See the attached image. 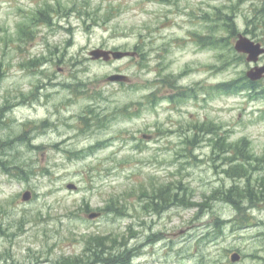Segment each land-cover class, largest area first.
Instances as JSON below:
<instances>
[{
	"label": "rangeland",
	"instance_id": "1",
	"mask_svg": "<svg viewBox=\"0 0 264 264\" xmlns=\"http://www.w3.org/2000/svg\"><path fill=\"white\" fill-rule=\"evenodd\" d=\"M240 33L264 44V0H0V264H93L99 236L100 256L127 248V264H264V201L221 197L245 182L235 145L253 189L264 182V94L217 88L253 66L233 59ZM97 47L146 64L93 61ZM166 75L187 96L149 102Z\"/></svg>",
	"mask_w": 264,
	"mask_h": 264
},
{
	"label": "trees",
	"instance_id": "2",
	"mask_svg": "<svg viewBox=\"0 0 264 264\" xmlns=\"http://www.w3.org/2000/svg\"><path fill=\"white\" fill-rule=\"evenodd\" d=\"M223 17H222V25L224 27V29L227 30V33L230 35V38H234L235 36H237L238 34V30L236 28L237 24L236 21L234 19V16L231 13H225L222 12ZM39 18L43 21L44 24L47 23H51L52 18L49 14H47V12H40L39 13ZM199 42L197 40V42L199 44H201L203 47L209 46L211 44H218V42L223 45L226 46L228 48L231 47L232 40H227L226 43L225 42H220V40L218 38H216V34L214 35H210V34H204L203 38L201 36H199ZM225 38V36H222V39ZM229 38V39H230ZM234 48V47H233ZM138 49V48H137ZM139 50V49H138ZM163 52L167 51L168 48L167 47H163V49H161ZM141 58L143 59V64H146V57H145V53H141ZM233 59L242 61L245 59V56L243 54L240 53H235L233 56ZM35 63V62H32ZM36 65V64H34ZM171 76L166 75V76H162L161 80H160V91L156 92V94L153 92V94H149L147 96V100L150 102H155L157 99H159V97L157 96V94L159 93H163L164 90H167L168 86H170V89H176L180 94L181 97L187 96V89L184 88V86H179L177 87L175 85V80L172 79L171 80ZM261 81H257V82H252L250 81L246 75H243L237 79H233L230 80L228 82H224L221 83L220 85L217 86V88L219 87L220 90H223L224 92H229V93H237L243 90H247L250 93H256V94H264V87L261 88L260 86ZM191 89V88H190ZM189 90V89H188ZM172 91V90H171ZM177 91H173L174 93ZM185 93V94H184ZM164 94V93H163ZM164 95L170 96L171 93L170 92H165ZM3 143H0V148H2ZM231 154L235 153L237 155V159H243V161L241 160L240 164H236V169H234V171H231L232 173H234L236 176L245 179L244 185L242 187H236V184L230 189V191H228L227 194L221 196L222 199H224L225 201L230 202L232 205H234L237 209L242 210L243 209V203L247 202L248 204L251 203H255L258 201H264V182L262 184H260L259 188L257 189V191H255L253 189V186L250 183V180H248V168H246L244 163H251L250 161V156L249 153L247 152V150L245 149V144H239V145H235L233 150H228ZM9 165L5 166L6 164H2L4 169L6 170V172H9L10 170H20L23 173H25V169L23 167H20L18 165H14L11 161L8 162ZM162 195L164 197H166L167 195L169 196V192L167 190H163ZM166 195V196H165ZM170 197V196H169ZM172 197V201H181L184 202L183 197H180L177 193H174ZM170 200V199H169ZM115 202H112V204ZM166 204L169 203L168 201L165 202ZM154 206H156L155 210L159 211L161 207H163V203L161 202H153L152 203ZM165 204V205H166ZM116 205V204H115ZM164 205V207H165ZM117 209L119 206H116ZM162 211V210H161ZM160 212V211H159ZM218 224H219V220ZM97 247L91 251H93L95 253V255H99L97 256L100 257V255H102L103 253H106L107 248L105 245V240L102 237H96L94 238ZM93 245V244H92ZM118 252L120 253L119 255L115 256V258L113 260H108L109 263H116V264H127L129 263V257H132V254H129L128 249L124 248V249H119ZM96 259V258H95Z\"/></svg>",
	"mask_w": 264,
	"mask_h": 264
},
{
	"label": "water",
	"instance_id": "3",
	"mask_svg": "<svg viewBox=\"0 0 264 264\" xmlns=\"http://www.w3.org/2000/svg\"><path fill=\"white\" fill-rule=\"evenodd\" d=\"M235 49L240 52L247 54V61L257 63L262 54H264V47L261 43L255 42L247 36L240 35L239 39L236 41ZM91 56L93 59H104L105 61H109L111 57L114 59H121L129 55H134V53L129 51H114V50H106L102 48H97L91 51ZM248 78L253 81L260 80L264 77V65H256L252 67L247 72ZM111 81H124L127 80V77L123 74H115L109 78ZM70 188L75 189L76 185H70ZM32 198V192L26 191L22 196L23 201H29ZM100 213H91L89 214V218L94 219L97 218ZM241 259L239 253H234L231 256L232 262H237Z\"/></svg>",
	"mask_w": 264,
	"mask_h": 264
},
{
	"label": "flooded vegetation",
	"instance_id": "4",
	"mask_svg": "<svg viewBox=\"0 0 264 264\" xmlns=\"http://www.w3.org/2000/svg\"><path fill=\"white\" fill-rule=\"evenodd\" d=\"M104 254V253H103ZM102 254V255H103ZM96 258V259H95ZM93 260H92V263L93 264H116V263H109L108 260H105L104 258H102L101 256L100 257H95ZM96 262V263H94Z\"/></svg>",
	"mask_w": 264,
	"mask_h": 264
}]
</instances>
